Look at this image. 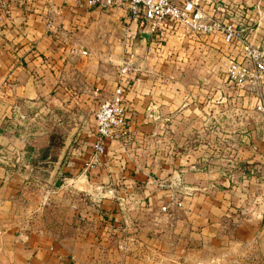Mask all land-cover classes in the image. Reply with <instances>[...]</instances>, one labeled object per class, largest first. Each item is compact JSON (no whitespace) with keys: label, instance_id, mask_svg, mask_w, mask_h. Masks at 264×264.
Here are the masks:
<instances>
[{"label":"crops","instance_id":"1","mask_svg":"<svg viewBox=\"0 0 264 264\" xmlns=\"http://www.w3.org/2000/svg\"><path fill=\"white\" fill-rule=\"evenodd\" d=\"M211 3L204 6L206 12L246 28L253 44L264 42V0ZM104 20L96 7L76 0H0V150L8 151L9 157L14 156L15 150L19 156L26 144L33 148L52 147L48 142L51 133L64 138L63 144L68 142V147L61 169L77 190H96L93 196L103 209L104 228L117 233V244L124 240L151 241L156 231L163 230L162 224L169 214H162L159 206L167 199L168 191L158 184L178 178L184 187L178 192L183 211L186 209L196 220L201 234L215 231L220 217L239 215L244 203L256 197L250 214L235 225L234 241H259L264 233V191L244 186L252 176L241 175V182L236 185L233 175L222 178L216 173L190 172L182 163H178V171L168 173L170 169L164 167L157 173V156L144 165L148 161L143 149L170 147L176 142L172 133L189 130L184 119L192 118L194 126L199 117L197 110L184 107L180 100L176 103V97L166 93L165 78L159 77L160 98L154 93L158 78L134 84L126 96L131 106L130 112L124 114L127 136L107 142L102 160L100 157L97 164L88 165L91 150L82 151L84 139L93 133V112L114 84L116 70L103 56L91 55L84 37L99 36L102 29L99 31L96 25ZM138 36L153 39L144 27ZM174 36L176 43L182 45L192 42L190 37L195 38L200 50L218 53L224 60L239 58L238 52L219 35L205 39L179 27ZM224 82L239 88L254 107L253 94L246 87L230 83L225 75ZM162 163L168 164L169 159ZM18 174L9 166L0 167V190L4 197L14 196L21 189L13 179L20 178ZM117 221L119 224L114 225ZM21 239L23 253L16 254L18 264H71L68 253L57 247L64 242L57 237H33L27 240L29 244H25V237Z\"/></svg>","mask_w":264,"mask_h":264},{"label":"rangeland","instance_id":"2","mask_svg":"<svg viewBox=\"0 0 264 264\" xmlns=\"http://www.w3.org/2000/svg\"><path fill=\"white\" fill-rule=\"evenodd\" d=\"M96 9L105 18L96 25L102 33L84 39L92 50L91 55L103 56L116 70L114 84L101 100L119 82V65L128 58L132 69L123 81L125 113L131 109L126 96L134 84L152 77L158 78V85H154L156 97L160 98L162 91L160 78H165L166 93L176 97V103L180 100L184 107L198 111L194 126L192 118L187 117L184 120L189 130L172 133L176 142L170 147L143 149L148 161L144 165L152 163L157 156V173L164 167L170 169L168 173L178 171V163H182L190 172L216 173L222 178L233 175L236 185L240 184L241 175H249L253 178L244 186L264 191V119L251 100L244 99L239 88L224 82L226 60L218 53L200 50L195 38L190 37L192 42L188 44L176 43L177 26L166 29L157 39L143 40L138 36L143 26L133 22L123 7ZM112 60L118 61L117 66ZM94 112L93 133L86 135L82 145V151L87 150L85 153L91 150L94 139ZM51 134L55 139L50 148L26 144L19 156L14 150L13 157H9L8 151L0 150V167L9 166L18 172L20 178L13 179L21 187L9 198L0 190V264L19 263L16 254L23 253L21 237H25V244L33 237H57L64 241L57 247L68 253L71 264H264V233L259 241L251 239L243 244L234 241L235 225L250 214L256 197L244 203L237 212L239 215L220 217L218 228L210 233H199L196 220L186 209L171 207L166 212L160 211L169 217L154 239L150 237L151 241L142 243L124 240L117 244V233L104 228L103 209L93 196L96 190L92 189L91 194L72 186L69 176L61 169L68 145L64 146V138L58 134ZM104 155L105 152L101 160ZM166 158L169 163L160 164ZM118 224L119 221L114 223ZM110 231L113 233L109 234Z\"/></svg>","mask_w":264,"mask_h":264},{"label":"built area","instance_id":"3","mask_svg":"<svg viewBox=\"0 0 264 264\" xmlns=\"http://www.w3.org/2000/svg\"><path fill=\"white\" fill-rule=\"evenodd\" d=\"M76 1L100 9L121 6L132 21L143 26L154 39L172 26L183 27L198 37L219 35L221 40L234 48L239 55V58H227L224 69L226 79L232 84L246 87L253 94L255 110L264 118V42L253 44L249 40L248 33H245L246 28L206 12L204 6H211V0ZM130 69H132L130 59L121 61L118 69L119 82L111 89L109 96L97 105L94 112V139L91 143L88 165L97 164L100 156L105 152L107 142L122 140L127 136L123 81ZM158 186L168 191L167 199L159 206L161 212H166L171 207L183 208L184 203L178 192L184 187L179 178L167 183H159Z\"/></svg>","mask_w":264,"mask_h":264},{"label":"trees","instance_id":"4","mask_svg":"<svg viewBox=\"0 0 264 264\" xmlns=\"http://www.w3.org/2000/svg\"><path fill=\"white\" fill-rule=\"evenodd\" d=\"M54 139H55V135H54V134H50V135H49V139H48L50 145H53V144H52V141H53ZM59 144H60V143L58 142V145H59Z\"/></svg>","mask_w":264,"mask_h":264},{"label":"water","instance_id":"5","mask_svg":"<svg viewBox=\"0 0 264 264\" xmlns=\"http://www.w3.org/2000/svg\"><path fill=\"white\" fill-rule=\"evenodd\" d=\"M146 33L148 34V32L146 31ZM68 142L65 144V146H67Z\"/></svg>","mask_w":264,"mask_h":264}]
</instances>
